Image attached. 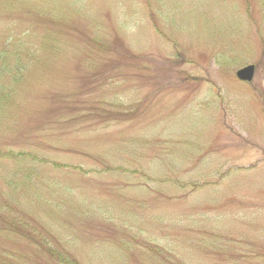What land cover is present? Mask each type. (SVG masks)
<instances>
[{
	"label": "rangeland",
	"instance_id": "rangeland-1",
	"mask_svg": "<svg viewBox=\"0 0 264 264\" xmlns=\"http://www.w3.org/2000/svg\"><path fill=\"white\" fill-rule=\"evenodd\" d=\"M49 250L264 264V0H0V264Z\"/></svg>",
	"mask_w": 264,
	"mask_h": 264
},
{
	"label": "water",
	"instance_id": "water-1",
	"mask_svg": "<svg viewBox=\"0 0 264 264\" xmlns=\"http://www.w3.org/2000/svg\"><path fill=\"white\" fill-rule=\"evenodd\" d=\"M254 75V66L247 65L236 72V76L243 81H251Z\"/></svg>",
	"mask_w": 264,
	"mask_h": 264
},
{
	"label": "trees",
	"instance_id": "trees-1",
	"mask_svg": "<svg viewBox=\"0 0 264 264\" xmlns=\"http://www.w3.org/2000/svg\"><path fill=\"white\" fill-rule=\"evenodd\" d=\"M51 256L56 257L58 263L60 264H80L78 261H76L72 257H64L62 252H53L52 250H49Z\"/></svg>",
	"mask_w": 264,
	"mask_h": 264
}]
</instances>
